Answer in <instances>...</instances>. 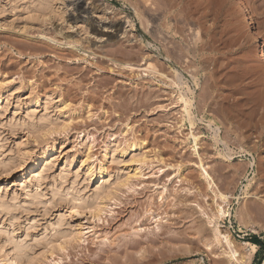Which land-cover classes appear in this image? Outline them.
<instances>
[{
  "label": "rangeland",
  "instance_id": "obj_1",
  "mask_svg": "<svg viewBox=\"0 0 264 264\" xmlns=\"http://www.w3.org/2000/svg\"><path fill=\"white\" fill-rule=\"evenodd\" d=\"M40 1L0 0V264H264V0Z\"/></svg>",
  "mask_w": 264,
  "mask_h": 264
},
{
  "label": "bare ground",
  "instance_id": "obj_2",
  "mask_svg": "<svg viewBox=\"0 0 264 264\" xmlns=\"http://www.w3.org/2000/svg\"><path fill=\"white\" fill-rule=\"evenodd\" d=\"M71 4L73 6V9H72V12L68 13V20H72L73 22L82 21L83 23H86L88 25L87 27H90V29L93 31V33H95V35L96 36H99L100 38H105L106 40L107 39L109 40V38H112L113 32L111 33V31H112V28H113V23H109V22L103 21V20L101 22L100 21H97V20H94L93 17H92L93 15L90 14L91 11L89 12L87 10V8H85V5L84 6L82 5V0H73L71 2ZM50 6H51V0H42V2L41 1L39 2L38 10L39 11H45ZM41 37L42 36H40L39 38H41ZM263 57H264V48H262V53L260 55V58H263ZM143 64L145 65L144 68L147 71L154 72V73L157 72V68L150 61L144 62ZM121 65L123 67H127L129 69H132L133 68L132 65L127 64L125 62L123 64H121ZM162 74H164V73H162ZM162 74H160V75L162 76ZM177 78L179 79L180 77H177ZM177 78H174V79H177ZM169 79H171V78H169ZM170 81H172V79ZM176 82H178V81H176ZM176 82H173V83L175 84ZM177 99L182 103V111L186 115L184 117H187L188 120H189V123L191 124L192 123V119H191L192 118V115H191L192 112H191V109H190L191 108V100H189L182 93H179L178 94V98ZM36 103L37 102L35 101V104ZM189 137L192 139L193 150H194V153L197 155V161H196L197 162V166H198V168L201 171L202 177L204 178V180L207 183V187L213 193V196H214L213 201H214V203H216V206H217V209H216V217H218V216H226V215H228V211H226L221 204H218L217 201H218V199H220L221 202H223V203L226 202L227 203V201L230 200V197H229V195L222 193L218 189L217 185L215 184V182L213 180V177L211 176V174L204 167L203 162H202V159L200 158L199 153H198V146H197V138L198 137L193 133V131H190ZM22 160H23V156L17 158V161H20L21 162ZM29 166H30L29 169L31 171H33V167H34L33 164H31ZM98 190H99V188L98 187H95V192L96 193H98ZM160 200H163V197H161ZM4 203H5L4 200L2 199V201H1V199H0V207L7 208L8 207V204H4ZM154 217H156V216H154ZM156 218H155V220H156ZM214 218H215V216H213V215L210 216L209 217V220H210L209 222H212V220ZM214 230H215V233H216L215 235L218 236L216 238L218 239L219 236H220V238L218 240H221V238H222V239H224V241L228 245H230V242L231 241H230V239H229V237H228L227 234H221V232H220L221 230H219L218 227H215ZM200 234H201V232H200ZM178 236H179V238H177V239H180V240H184V238H185V236L183 235L182 232L179 233ZM231 254L234 257L235 256V251H232ZM26 255H27V246L20 245V244H15L14 247H13V249H12V257H11V259H10V261H9L8 264H14L15 262L17 263V262L20 261V259L22 257H24ZM199 261H201V258L199 259ZM197 263H195V264H197Z\"/></svg>",
  "mask_w": 264,
  "mask_h": 264
},
{
  "label": "trees",
  "instance_id": "obj_3",
  "mask_svg": "<svg viewBox=\"0 0 264 264\" xmlns=\"http://www.w3.org/2000/svg\"><path fill=\"white\" fill-rule=\"evenodd\" d=\"M251 239H252V241H253L254 243H256V244H258V245H264V241L261 240V239H259V238H257V237H253V238H251Z\"/></svg>",
  "mask_w": 264,
  "mask_h": 264
}]
</instances>
